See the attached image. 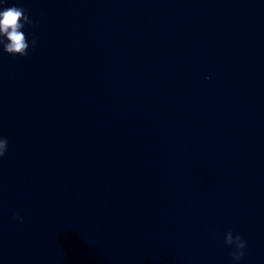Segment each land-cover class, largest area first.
<instances>
[{
  "label": "water",
  "instance_id": "water-1",
  "mask_svg": "<svg viewBox=\"0 0 264 264\" xmlns=\"http://www.w3.org/2000/svg\"><path fill=\"white\" fill-rule=\"evenodd\" d=\"M0 5V264H264V0Z\"/></svg>",
  "mask_w": 264,
  "mask_h": 264
},
{
  "label": "clouds",
  "instance_id": "clouds-1",
  "mask_svg": "<svg viewBox=\"0 0 264 264\" xmlns=\"http://www.w3.org/2000/svg\"><path fill=\"white\" fill-rule=\"evenodd\" d=\"M6 2V0H5ZM34 26V22L27 15V10L18 7H2L0 5V47L3 51L12 56H26L29 48L25 33L22 31L24 27ZM32 47L35 48L37 41L34 38L31 42ZM7 139L0 138V157H3L7 151ZM22 222V218L17 217ZM226 245L234 247V251L230 253L234 261L239 262L244 255V249L246 242L240 235L233 236L231 230H229L224 237Z\"/></svg>",
  "mask_w": 264,
  "mask_h": 264
}]
</instances>
